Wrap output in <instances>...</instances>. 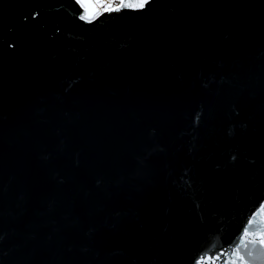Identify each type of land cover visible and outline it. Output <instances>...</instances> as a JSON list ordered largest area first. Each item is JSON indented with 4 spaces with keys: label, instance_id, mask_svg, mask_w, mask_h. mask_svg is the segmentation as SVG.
<instances>
[{
    "label": "water",
    "instance_id": "obj_1",
    "mask_svg": "<svg viewBox=\"0 0 264 264\" xmlns=\"http://www.w3.org/2000/svg\"><path fill=\"white\" fill-rule=\"evenodd\" d=\"M121 5L0 0V264H231L264 229V0Z\"/></svg>",
    "mask_w": 264,
    "mask_h": 264
},
{
    "label": "snow or ice",
    "instance_id": "obj_2",
    "mask_svg": "<svg viewBox=\"0 0 264 264\" xmlns=\"http://www.w3.org/2000/svg\"><path fill=\"white\" fill-rule=\"evenodd\" d=\"M148 2L149 0H142L139 4H127L121 5V7L144 8ZM115 10L119 11V8ZM81 19H84V17H81ZM249 228H251V224L248 225V228L244 229L243 239L239 240V246L233 252L235 259L231 261V264H237V261L239 264H248V260L253 257L257 245H259L260 253L255 258L260 261V264H264V229H260L256 233H251V238H249ZM241 249L245 250L246 256L241 254Z\"/></svg>",
    "mask_w": 264,
    "mask_h": 264
},
{
    "label": "built area",
    "instance_id": "obj_3",
    "mask_svg": "<svg viewBox=\"0 0 264 264\" xmlns=\"http://www.w3.org/2000/svg\"><path fill=\"white\" fill-rule=\"evenodd\" d=\"M91 1L98 9L97 14H100L103 11L111 10L121 5L123 0H91Z\"/></svg>",
    "mask_w": 264,
    "mask_h": 264
}]
</instances>
